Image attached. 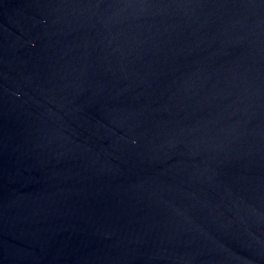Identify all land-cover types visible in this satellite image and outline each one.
Segmentation results:
<instances>
[{
	"label": "water",
	"instance_id": "95a60500",
	"mask_svg": "<svg viewBox=\"0 0 264 264\" xmlns=\"http://www.w3.org/2000/svg\"><path fill=\"white\" fill-rule=\"evenodd\" d=\"M0 264H264V0H0Z\"/></svg>",
	"mask_w": 264,
	"mask_h": 264
}]
</instances>
